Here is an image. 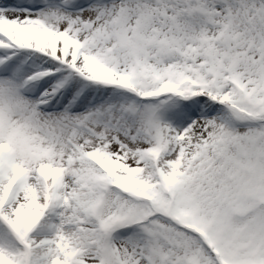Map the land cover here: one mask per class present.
<instances>
[{
    "label": "snow or ice",
    "instance_id": "obj_1",
    "mask_svg": "<svg viewBox=\"0 0 264 264\" xmlns=\"http://www.w3.org/2000/svg\"><path fill=\"white\" fill-rule=\"evenodd\" d=\"M0 264H264V0H0Z\"/></svg>",
    "mask_w": 264,
    "mask_h": 264
}]
</instances>
